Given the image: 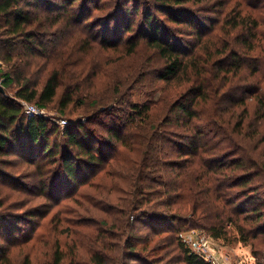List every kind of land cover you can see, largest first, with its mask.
<instances>
[{
    "label": "rangeland",
    "instance_id": "1",
    "mask_svg": "<svg viewBox=\"0 0 264 264\" xmlns=\"http://www.w3.org/2000/svg\"><path fill=\"white\" fill-rule=\"evenodd\" d=\"M49 1L58 7L61 3L41 0V6ZM126 1L139 10L133 30L124 32L122 22L115 26L113 20L106 43H101L97 36L108 25V14L124 0H77L72 8L67 5L58 11L34 10L22 1L20 5L40 25L35 29L33 23L27 29L44 44L42 50L34 47L35 41L28 45V58L23 57L21 47L27 34L8 33L4 19L0 20V85L1 72H6L11 63L7 59L14 44L13 54L20 53L13 60L28 59L32 62L30 72L38 70L32 77L37 88L52 70L63 75L53 101L44 107L51 124L62 128L60 119L84 120L99 110L110 109L113 114L98 116L97 124L89 127L106 135L103 124L109 122L122 130L108 161L76 185L59 179V163L57 159H48L47 154L35 151L24 159L16 155L1 158L0 264H95L94 255L100 256L104 264H136L139 261L133 258L135 254L140 264L141 257L152 264H186L183 252L189 249L181 245V235L192 230L207 233L200 228H188L181 221L166 227H150L148 221L141 220L144 209L157 213L169 210L157 203L169 198L168 193H161L165 188L156 183L160 182L159 172L145 168L143 159L151 146L161 145L160 135L166 146L183 142L184 135L175 129V123L165 122L178 115L173 111L176 102L188 106L190 100H197L189 107L202 110V118L213 110L225 119L229 117L231 124L243 117L245 132L248 136L254 134L259 124L254 117L255 99L243 93V87L253 85L251 73L257 64H264V0L184 3L183 7L198 16V32L190 31L186 25L176 26L175 35L190 43V50L184 67L175 77L166 79L161 77L165 60L142 38L141 30L143 12L154 13L159 0ZM63 10L73 14V19L66 17ZM57 14H61L59 21L52 23ZM154 14L158 20L169 23L162 13ZM254 21L256 27L251 26ZM237 23L240 25L235 27ZM129 40L138 42L131 52ZM230 49L238 50V62L233 60ZM239 62L243 71L235 69ZM70 75L73 78L69 79ZM14 88L12 85L7 89L9 95ZM69 93L72 99L61 110L59 104ZM201 100L207 101L203 104ZM132 104L149 107L143 122L141 115L131 111ZM243 108L248 110L246 117ZM146 121L153 126L164 123L158 130L157 143L152 139L147 145L149 134L143 127ZM258 130L262 136L264 127L258 126ZM261 146L264 151V141ZM167 148L174 153L165 151L167 154L161 160H177L176 149ZM182 150L186 152L185 147ZM181 156V160L189 159L187 155ZM141 182L149 187L142 188ZM141 200L145 203L141 204ZM226 230L225 239H213L218 261L256 264L257 257L252 255L249 245L233 242L234 227L227 224Z\"/></svg>",
    "mask_w": 264,
    "mask_h": 264
},
{
    "label": "trees",
    "instance_id": "2",
    "mask_svg": "<svg viewBox=\"0 0 264 264\" xmlns=\"http://www.w3.org/2000/svg\"><path fill=\"white\" fill-rule=\"evenodd\" d=\"M22 1L34 10L58 11L67 5L72 8L77 0H61L60 8L53 1L45 2L44 6H41V0H0V20L4 19L8 33L17 36L27 34L21 47L25 52L23 57L28 58L27 52H31L28 45L35 41L34 47L42 50L44 44L42 40H36L35 34L27 29L33 23L35 29L40 25L36 24L31 13L20 5ZM191 1L194 0H159V7L154 13H162L169 23L158 20L150 10L143 12L142 38H146V41L165 60L166 64L162 67L161 73L163 79L178 74L184 67L185 57L190 50V43L175 35L176 26L186 25L190 27V31L198 32L195 28L199 22L198 16L182 6ZM127 2L124 0L116 5L106 17L108 25L97 36L101 43L107 42L109 23L113 20L115 26L122 22V31L133 30L134 19L139 10L138 7L128 6ZM63 13L71 20L74 17L66 10H63ZM60 15L57 14L52 23L58 22ZM239 25L240 23H237L235 27ZM256 25L254 21L251 26L256 27ZM241 27L244 26L241 24ZM128 43L130 52L138 44L134 40H129ZM13 47L14 44H11L12 51L8 53L7 60L11 62L9 68L6 72H1V86L4 92H0V160L10 155L24 159L27 154L33 155L35 151L47 154L48 159H57L61 181L71 185L79 184L91 172L108 161L114 143L121 139L122 130L109 122L103 124V128L107 129L106 135L94 127H89L90 124H97L98 116H109L113 111L99 110L84 120L67 121L62 128L51 124L44 117L27 118L22 112L19 100L35 101L38 106L45 107L53 101L59 81L64 78L63 75L52 70L42 86L37 88L32 77L38 73V70L30 72L32 62L28 59L16 62L20 52L13 54ZM229 53L233 60L238 62V50L230 49ZM15 57L17 58L13 60ZM235 69L243 71L242 63L239 62ZM251 76L254 77L253 85L243 87V93L255 99L254 117L255 122L259 123L251 136H248L244 130L243 117L240 121L231 124L229 117L225 119L213 110L204 114L202 118V110H193L189 107L197 103V100H190L188 106L176 102V109L174 108L173 111L178 115L165 120L167 123H175V129L182 132L181 135H184L182 143L175 142L172 146H166L164 137L158 134V130L164 125L163 122L156 126L147 121L143 124L149 134L147 145H150L152 139L157 143L159 135L162 139L160 146L159 144L151 146V151L146 152L143 165L147 169L153 168L159 172L160 182L156 183L165 188L161 193H168L169 198L157 203L168 206L169 210L168 213H157L154 210L144 209L141 211V220L148 221L147 225L150 227H166L174 221H181L188 228L206 230L213 239H225L228 233L226 225H231L236 231L235 236L232 237L233 242L249 245L252 255L257 257L256 264H264V151L261 146L264 132L260 136L258 130V126L264 127V64H257ZM70 78H73V75H70ZM12 85H15V88L12 90V95H9L7 89ZM71 99V93L66 94L59 104L60 109L63 110ZM201 101L204 104L207 100ZM131 111L141 115L143 122L149 107L145 104L141 106L132 104ZM242 113L246 117L248 110L243 108ZM234 115L233 112L232 117ZM51 137H54L52 142ZM167 147L176 149L177 160L168 162L161 160V157L167 153H174L173 150L168 152ZM183 147L186 148L185 153L182 152ZM208 154L206 159L205 156ZM181 155H187L189 159L181 160ZM174 169L176 173L173 172ZM147 178L144 176V179ZM141 183L142 188L149 187L148 184ZM143 202L141 200V204ZM174 204L178 205L173 207ZM181 245L185 244L181 243ZM183 253L186 264H210L190 250L186 249ZM2 255L0 248V258ZM133 258L139 261L136 264H140L136 254ZM93 261L95 264H104L103 259L97 255H94ZM151 262L141 257V264H152Z\"/></svg>",
    "mask_w": 264,
    "mask_h": 264
},
{
    "label": "built area",
    "instance_id": "3",
    "mask_svg": "<svg viewBox=\"0 0 264 264\" xmlns=\"http://www.w3.org/2000/svg\"><path fill=\"white\" fill-rule=\"evenodd\" d=\"M20 106L22 108L23 114L27 118H46V110L44 107L38 106L35 103L27 102L24 100H19ZM59 123L61 126L67 124L65 119H60ZM182 242L189 248V250L196 254L198 257L202 258L210 264H221L218 261L216 252L213 249V238L201 230H192L181 235Z\"/></svg>",
    "mask_w": 264,
    "mask_h": 264
},
{
    "label": "water",
    "instance_id": "4",
    "mask_svg": "<svg viewBox=\"0 0 264 264\" xmlns=\"http://www.w3.org/2000/svg\"><path fill=\"white\" fill-rule=\"evenodd\" d=\"M0 92H4V89L2 88L1 85H0Z\"/></svg>",
    "mask_w": 264,
    "mask_h": 264
},
{
    "label": "crops",
    "instance_id": "5",
    "mask_svg": "<svg viewBox=\"0 0 264 264\" xmlns=\"http://www.w3.org/2000/svg\"><path fill=\"white\" fill-rule=\"evenodd\" d=\"M237 249H238V248H237ZM237 249H236V250H237ZM238 250H239V249H238ZM241 250H242V248H240V251H241Z\"/></svg>",
    "mask_w": 264,
    "mask_h": 264
}]
</instances>
